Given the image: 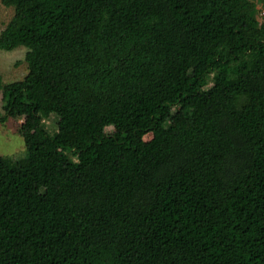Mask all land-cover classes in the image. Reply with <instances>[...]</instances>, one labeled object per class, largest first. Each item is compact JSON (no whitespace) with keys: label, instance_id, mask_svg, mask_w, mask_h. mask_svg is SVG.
I'll return each mask as SVG.
<instances>
[{"label":"trees","instance_id":"obj_1","mask_svg":"<svg viewBox=\"0 0 264 264\" xmlns=\"http://www.w3.org/2000/svg\"><path fill=\"white\" fill-rule=\"evenodd\" d=\"M2 3L0 264H264V0Z\"/></svg>","mask_w":264,"mask_h":264},{"label":"rangeland","instance_id":"obj_2","mask_svg":"<svg viewBox=\"0 0 264 264\" xmlns=\"http://www.w3.org/2000/svg\"><path fill=\"white\" fill-rule=\"evenodd\" d=\"M258 18L260 22H264V10L259 5ZM14 9L3 5L0 0V35L14 17ZM28 50L25 47H18L12 51L0 50V76L3 83H12L23 80L28 74V65L25 62V57ZM213 84L211 83L209 87ZM49 95H51L49 93ZM53 95V94H52ZM3 95L0 90V110H2ZM58 117L51 115L44 119L45 126L50 134L55 135L58 131ZM24 118H10L6 122H0V154L12 162H17L26 154L25 141L22 136ZM109 134L126 135L128 130L117 129L114 126L106 128ZM153 135L145 136L146 141H150ZM31 191L37 190L36 185H29Z\"/></svg>","mask_w":264,"mask_h":264}]
</instances>
